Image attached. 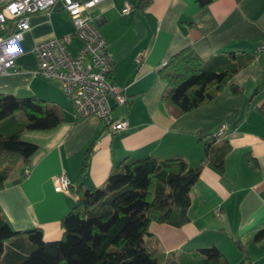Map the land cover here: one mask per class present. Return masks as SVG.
I'll return each instance as SVG.
<instances>
[{"label":"crops","instance_id":"crops-1","mask_svg":"<svg viewBox=\"0 0 264 264\" xmlns=\"http://www.w3.org/2000/svg\"><path fill=\"white\" fill-rule=\"evenodd\" d=\"M91 15L113 59L110 79L124 87L126 102L114 105L113 114L125 117L128 126L112 133L94 115L75 116L60 83L36 73L32 45L69 33L72 24L61 8L30 13V27L20 41L23 52L15 60L18 71L0 74V93L49 100L62 120L50 129L23 131L36 149L0 189L1 214L15 230L40 227L44 240L59 239L60 219L75 203L78 188L102 186L125 156H181L196 165L204 156L205 139L222 126L212 143L227 148L222 169L205 161L189 190L187 221L179 226L151 222L144 244L165 253L214 244L231 264H264V236L254 241L264 232V55L255 54L264 41V0H101ZM70 44L75 52L81 43L73 38ZM185 46L204 58L223 51L254 53L231 77L241 92L225 84L211 101L173 116L161 99L165 81L158 69ZM61 172L70 181L66 192L53 184Z\"/></svg>","mask_w":264,"mask_h":264},{"label":"trees","instance_id":"trees-1","mask_svg":"<svg viewBox=\"0 0 264 264\" xmlns=\"http://www.w3.org/2000/svg\"><path fill=\"white\" fill-rule=\"evenodd\" d=\"M255 54L223 51L204 58L185 46L158 69L165 81L161 99L176 117L214 99L225 84L241 92L231 77ZM260 110L264 114V106ZM61 120L60 110L49 100L0 93V189L19 163H29L36 149L23 131L50 129ZM214 136L205 139L204 156L196 165L181 156L123 157L102 186L77 189L75 203L60 219L59 239L44 240L40 227L15 230L0 211V264H231L214 244L169 253L148 250L144 244L151 222L179 226L187 221L189 190L205 161L222 169L227 148L213 147ZM91 150L89 146L85 151L81 172ZM247 161L254 164L249 155ZM263 236L258 232L254 241ZM235 243L243 249L238 239Z\"/></svg>","mask_w":264,"mask_h":264},{"label":"built area","instance_id":"built-area-1","mask_svg":"<svg viewBox=\"0 0 264 264\" xmlns=\"http://www.w3.org/2000/svg\"><path fill=\"white\" fill-rule=\"evenodd\" d=\"M101 0H4L0 3V74L17 72L15 60L22 54L20 44L23 33L29 29L28 15L34 12L64 9L72 30L54 35L32 45L37 59L36 73L56 79L69 99L73 114L79 117L94 115L101 119L112 133L128 126L125 117H115L113 106L125 104L124 87L110 79L112 56L106 39L94 24L91 8ZM128 4H125V10ZM77 38L80 46L74 52L71 41ZM264 55V41L256 47ZM139 60V57L136 59ZM220 127L215 135L223 133ZM59 191L66 192L70 181L61 172L53 177ZM217 216L220 210L216 209Z\"/></svg>","mask_w":264,"mask_h":264},{"label":"rangeland","instance_id":"rangeland-1","mask_svg":"<svg viewBox=\"0 0 264 264\" xmlns=\"http://www.w3.org/2000/svg\"><path fill=\"white\" fill-rule=\"evenodd\" d=\"M18 115H22L21 112H18Z\"/></svg>","mask_w":264,"mask_h":264},{"label":"bare ground","instance_id":"bare-ground-1","mask_svg":"<svg viewBox=\"0 0 264 264\" xmlns=\"http://www.w3.org/2000/svg\"><path fill=\"white\" fill-rule=\"evenodd\" d=\"M124 9H125V8H124ZM127 13H128V12H127ZM127 13H126V14H127Z\"/></svg>","mask_w":264,"mask_h":264}]
</instances>
